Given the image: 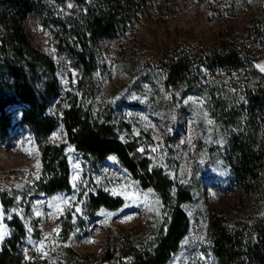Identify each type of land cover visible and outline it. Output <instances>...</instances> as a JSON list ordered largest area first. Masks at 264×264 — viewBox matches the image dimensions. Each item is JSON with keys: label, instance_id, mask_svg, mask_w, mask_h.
<instances>
[{"label": "trees", "instance_id": "obj_1", "mask_svg": "<svg viewBox=\"0 0 264 264\" xmlns=\"http://www.w3.org/2000/svg\"><path fill=\"white\" fill-rule=\"evenodd\" d=\"M53 1L59 6L71 1L78 10L56 16L44 0H0V138L8 134L12 123L9 109L19 108L22 115L18 125L28 128L40 151L48 178L43 190L48 195L71 191L66 149L88 168L111 161L131 177L141 195L147 191L154 195L162 217L145 239L134 241L129 231L124 232L119 246L106 247L99 264H168L189 231L188 217L180 206L194 199L193 190L171 182L161 169L151 168L134 141L118 140L113 127L95 121L78 96L57 114H50L60 94L56 67L32 45L22 24L38 13L45 27L55 28L58 51L74 59L82 72L79 86L86 87L96 72L98 41L130 30L139 21L142 2ZM253 61L252 55L232 40L230 45L220 41L209 51L180 49L165 54L159 63L165 72V87L204 96L215 122L209 131L195 121L192 186L200 188L205 181L218 179L223 191L239 196L235 210L220 208L209 213L204 251L213 257L214 264H264V76L255 70ZM208 71V75L219 77L216 82L206 77ZM225 76L227 82L222 81ZM254 78L260 83H250ZM121 103L143 108L136 103ZM148 113L169 128L163 119ZM57 127L61 128L63 142L51 145L48 137ZM87 200L91 220L128 206L126 201L112 199L103 191ZM0 204L8 208L12 202L0 193ZM8 225L12 234L0 243V264H53L44 259H26L20 246L26 231L17 219ZM69 233L67 230L65 237ZM63 252L57 264H83L78 259L94 264L71 248Z\"/></svg>", "mask_w": 264, "mask_h": 264}, {"label": "rangeland", "instance_id": "obj_2", "mask_svg": "<svg viewBox=\"0 0 264 264\" xmlns=\"http://www.w3.org/2000/svg\"><path fill=\"white\" fill-rule=\"evenodd\" d=\"M141 2L139 21L130 30L98 41L96 72L86 87L79 86L82 72L74 59L58 51L55 28L45 27L38 13L22 24L32 45L53 60L56 67L60 94L50 114H57L78 96L95 121L113 127L118 140L134 141L151 168L161 169L171 182L193 190L194 199L180 206L188 217L189 231L168 264H214L213 257L204 251L209 213L220 208L235 210L239 196L237 192L223 191L218 179L205 181L200 188L192 186L195 121L209 131L215 122L204 96L165 87V72L159 63L165 54L180 49L209 51L220 41L230 45L235 40L252 55L255 70L264 76V0ZM44 3L56 16L78 10L71 1L65 6L53 0ZM209 72L206 77L216 82L219 77L208 75ZM222 81L227 82L228 77ZM250 83L260 81L254 78ZM121 102L143 108L127 107ZM148 112L163 119L169 128ZM8 113L12 123L8 134L0 138V193L12 204L8 208L0 204V231L7 233L3 241L12 234L8 223L17 219L26 231L20 245L26 259L57 264L62 261L63 251L71 248L86 256L87 262L99 264L106 247L119 246L124 232L129 231L134 241L152 235L162 217L158 200L150 191L141 195L131 177L111 161L88 168L66 149L71 191L45 193L43 185L48 178L37 144L28 128L18 125L20 109L11 108ZM48 142H63L60 127L49 135ZM98 191L126 201L127 209L91 220L87 199ZM67 230L70 233L65 237ZM77 262L84 264L80 259Z\"/></svg>", "mask_w": 264, "mask_h": 264}, {"label": "snow or ice", "instance_id": "obj_3", "mask_svg": "<svg viewBox=\"0 0 264 264\" xmlns=\"http://www.w3.org/2000/svg\"><path fill=\"white\" fill-rule=\"evenodd\" d=\"M69 7H71V5H69ZM261 70L264 71V69H261ZM2 218H3V212H0V219H2ZM8 218L11 219V216L9 215ZM29 230H30V229H29ZM6 234H7V233L0 231V242L3 241L4 236H5Z\"/></svg>", "mask_w": 264, "mask_h": 264}]
</instances>
